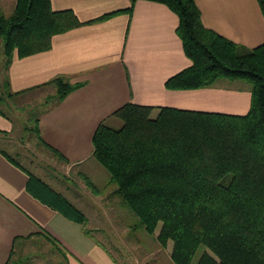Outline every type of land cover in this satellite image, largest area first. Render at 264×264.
<instances>
[{
	"label": "trees",
	"instance_id": "trees-1",
	"mask_svg": "<svg viewBox=\"0 0 264 264\" xmlns=\"http://www.w3.org/2000/svg\"><path fill=\"white\" fill-rule=\"evenodd\" d=\"M155 1L179 16L177 32L192 60L190 67L167 80L166 87L187 90L220 79L243 80L251 86V108L238 115L162 107L153 116V106L130 102L112 115L121 126L100 123L93 138L94 156L108 169L115 193L140 224L153 234L161 223L157 239L164 248L174 242V264H192L202 245L206 249L197 264H264V43L246 48L207 28L196 0ZM258 1L264 14V0ZM88 22L72 9L54 10L51 0H17L11 14L0 6L7 71L16 50L20 57L47 51L56 34ZM48 83L57 86L53 104L82 85L63 76ZM6 84L9 88V76ZM44 111L36 118L38 137L68 161L40 134ZM0 114L8 117L1 107ZM0 151L26 170L6 150ZM29 182L39 199L86 225L84 212L68 199L32 174ZM20 245L16 238L5 264H26L29 257L21 256Z\"/></svg>",
	"mask_w": 264,
	"mask_h": 264
},
{
	"label": "crops",
	"instance_id": "crops-1",
	"mask_svg": "<svg viewBox=\"0 0 264 264\" xmlns=\"http://www.w3.org/2000/svg\"><path fill=\"white\" fill-rule=\"evenodd\" d=\"M51 1L54 10L72 9L81 21H95L56 34L47 51L20 57L16 50L8 70L9 89H36L60 76L82 83L48 106L39 119L43 140L68 162H89L100 123L114 119L113 113L130 102L153 106L154 111L173 107L249 112L252 91L247 84L225 79L198 89L166 87L169 78L192 65L177 32L179 16L168 5L155 0ZM196 2L207 28L246 48L264 43V14L258 0ZM12 129L11 119L0 114V141ZM0 149L4 150L2 144ZM29 181V173L0 151V264L9 259L16 238L23 249L37 240L49 242L54 251L55 246L61 248L64 264H118L81 224L34 195Z\"/></svg>",
	"mask_w": 264,
	"mask_h": 264
},
{
	"label": "rangeland",
	"instance_id": "rangeland-1",
	"mask_svg": "<svg viewBox=\"0 0 264 264\" xmlns=\"http://www.w3.org/2000/svg\"><path fill=\"white\" fill-rule=\"evenodd\" d=\"M16 4L17 0H0L6 14H11ZM7 78L4 44L0 40V96L3 98L0 107L13 123L12 131L5 134V141H0L4 150L28 170L29 175L40 178L82 210L87 217L86 225L71 220L81 224L85 233L89 230L90 234H86L101 243L118 264H174L171 259L174 242L169 241L164 248L157 239L161 223L153 234L140 224L134 211L115 193L117 186L112 182L110 172L94 154L89 162L73 164L40 141L35 130L36 118L48 103H53L56 84L47 83L17 93L8 88ZM227 81L234 85H249L243 80ZM158 113L152 112L153 116ZM109 124L119 127L122 121L114 117ZM34 187L38 188L36 184ZM51 247L45 240L30 241L20 254L29 257L24 258L26 264H64L62 254ZM205 249L204 245L200 246L192 264H197Z\"/></svg>",
	"mask_w": 264,
	"mask_h": 264
}]
</instances>
